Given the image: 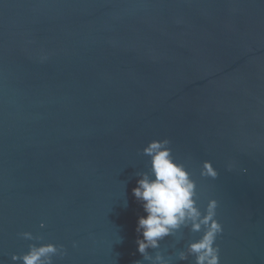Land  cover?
<instances>
[{"label":"water","instance_id":"water-1","mask_svg":"<svg viewBox=\"0 0 264 264\" xmlns=\"http://www.w3.org/2000/svg\"><path fill=\"white\" fill-rule=\"evenodd\" d=\"M165 138L218 201L220 264H264V0H0V264L46 243L142 261L132 189ZM199 236L160 250L194 264L176 253Z\"/></svg>","mask_w":264,"mask_h":264},{"label":"clouds","instance_id":"clouds-1","mask_svg":"<svg viewBox=\"0 0 264 264\" xmlns=\"http://www.w3.org/2000/svg\"><path fill=\"white\" fill-rule=\"evenodd\" d=\"M169 145L170 140L165 138L152 140L142 149V153L150 158V168L137 174L139 178L132 189L133 197L145 213L138 217L135 229L138 234L135 241L137 252L143 257L142 261L171 264V259L160 250V242L169 236L177 237L182 228H187L191 233H200V236L190 240L185 250L176 253L177 259L186 261L192 256L194 264H220V250L215 243L223 232V226L216 219L218 201L209 199L201 211L197 204L196 182L185 165L174 159ZM228 167L231 170L232 165ZM200 175L215 179L218 173L210 161H204ZM44 226L41 223L40 227ZM19 235L26 240L42 239L30 232ZM148 249L156 250L155 254H150ZM64 255L63 245L30 244L27 252L13 254L11 259L13 262L22 261V264H53V256ZM142 261L137 260L134 264H142Z\"/></svg>","mask_w":264,"mask_h":264}]
</instances>
